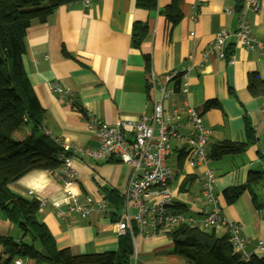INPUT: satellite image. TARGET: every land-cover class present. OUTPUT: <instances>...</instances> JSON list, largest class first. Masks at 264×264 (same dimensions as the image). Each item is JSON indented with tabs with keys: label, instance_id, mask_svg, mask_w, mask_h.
I'll list each match as a JSON object with an SVG mask.
<instances>
[{
	"label": "crops",
	"instance_id": "1",
	"mask_svg": "<svg viewBox=\"0 0 264 264\" xmlns=\"http://www.w3.org/2000/svg\"><path fill=\"white\" fill-rule=\"evenodd\" d=\"M173 2L157 0L154 10L137 7V0H98L89 6L80 2L58 8L44 24H34L26 36L23 61L45 110L43 128L52 139L65 138L81 149H97L98 139L86 128V110L111 124L151 117L158 102L171 113L176 102L187 132L186 101L212 130V141L245 143L248 118L254 142L242 154L210 161V167L216 174V192L224 216L240 225L246 250L264 257L257 250L259 242H264V95L254 97L248 90L251 73H258L264 81V53L250 52L232 42L228 50L234 56L233 63L208 53L215 35L221 30H236L242 19L249 21L258 40H264V0H254L258 11L245 3L241 12L236 11V0H176L182 15L177 24L169 22L164 14ZM135 24L149 26L139 48L132 45ZM173 71L188 72L189 91L164 98L161 86ZM52 85L69 94L51 92ZM208 102H216V106L206 109ZM173 146L168 162L174 208L183 207L197 216L203 203L198 180L201 170L187 168L179 160V145L173 142ZM73 167L77 172L74 193L81 201L88 196L98 202L104 200L108 205L106 215L87 219L72 215L69 220L59 217L52 203L64 202L66 196L62 180L51 171H31L10 185V190L27 199L48 201L38 218L46 224L58 248L69 249L75 257L106 254L114 260L120 238L116 225L124 204L116 209L107 195L114 191L124 200L131 167L117 157L101 161L80 153L75 155ZM252 174H261L260 182L252 183L235 202L228 203L225 191L247 185ZM187 178L190 182L181 191ZM226 233L224 228L217 230L218 236ZM0 237H21L3 210ZM134 249L132 264H186L173 253L166 235L138 238ZM7 259L0 246V264H6ZM22 264L36 263L22 259Z\"/></svg>",
	"mask_w": 264,
	"mask_h": 264
},
{
	"label": "trees",
	"instance_id": "2",
	"mask_svg": "<svg viewBox=\"0 0 264 264\" xmlns=\"http://www.w3.org/2000/svg\"><path fill=\"white\" fill-rule=\"evenodd\" d=\"M82 0H0V210L8 221L15 224L21 237H0V246L8 256L6 264L17 258L31 259L36 264H132L135 254L131 234L119 238L115 259L106 254L73 256L67 248L60 249L45 223L38 218L40 203L27 199L10 190V185L34 170L55 172L62 166L59 159L61 149L50 136L44 134L45 110L42 108L24 68L26 36L34 24H44L60 7L80 3ZM246 0H236V11L241 12ZM137 7L146 10L157 8V0H137ZM169 22L177 24L182 15L176 0L164 10ZM149 33L148 25L135 24L132 29V45L139 48ZM227 56L231 52L227 50ZM147 58V70L150 68ZM180 81L176 82L179 92ZM248 90L254 97L264 95V81L258 73L248 77ZM216 106L208 102L206 109ZM30 128L22 139L14 135L22 127ZM248 141L245 143L229 140L211 141L209 158L216 161L227 155L244 153L254 142L255 136L248 118H245ZM179 160L184 157L181 150ZM261 174H252L247 185L229 188L225 191L228 203L235 202L252 183L260 182ZM190 180L181 185L184 191ZM107 198L120 210L123 198L110 192ZM175 208L184 210L176 205ZM173 244V253L193 264H264V257L257 254L249 260L233 246L228 232L218 236L215 229L190 228L179 225L165 234ZM39 243L41 250H36Z\"/></svg>",
	"mask_w": 264,
	"mask_h": 264
},
{
	"label": "built area",
	"instance_id": "3",
	"mask_svg": "<svg viewBox=\"0 0 264 264\" xmlns=\"http://www.w3.org/2000/svg\"><path fill=\"white\" fill-rule=\"evenodd\" d=\"M96 1L98 0H82L81 3L89 6ZM246 5L252 7L254 11L259 10L254 0H247ZM231 42L250 52L264 53V40H258L254 36L246 19H242L234 31H219L208 53L216 54L219 58L228 59L233 63L234 56L228 57L226 53ZM207 58L206 55L204 60ZM152 79L154 80L153 76ZM177 80L180 81L179 92L176 90ZM50 90L59 95L69 94L68 90L58 85H52ZM161 91L164 98L177 93L187 94L188 72L173 71L167 74ZM183 109L189 124L187 132L184 130L185 125L180 121L181 111L176 102L173 103L171 113L166 112L162 102H158L154 105L151 117L111 124L96 118L86 110V128L96 136L99 146L97 149H81L65 138L54 139L61 149L59 159L62 161L61 168L54 174L62 180L66 198L64 202L54 201L52 205L57 210L58 216L64 220H69L72 215H77L81 219L106 215L108 205L104 200L98 202L88 196L81 201L74 193L77 172L73 163L77 153L101 161L117 157L131 167V176L124 194L123 213L116 225L119 237L127 233L131 234L136 248L138 238L165 235L179 225L216 231L224 228L242 258L249 260L254 253L246 250V239L241 235L240 225L229 222L219 204L215 185L216 174L210 167L209 158L212 130L206 127L203 117L188 102H183ZM43 132L49 136L48 130L44 129ZM173 142L179 145V151H184L182 158L184 165L192 170H201L198 180L201 184L203 203L197 216L174 208L172 170L168 162L174 150ZM39 203L42 209L48 201L41 200ZM257 250L264 253V242H259ZM14 264H22V259L17 258ZM186 264L193 263L186 262Z\"/></svg>",
	"mask_w": 264,
	"mask_h": 264
},
{
	"label": "rangeland",
	"instance_id": "4",
	"mask_svg": "<svg viewBox=\"0 0 264 264\" xmlns=\"http://www.w3.org/2000/svg\"><path fill=\"white\" fill-rule=\"evenodd\" d=\"M29 130H30V128L27 126L22 127V129L14 135V138L15 139H22L23 137H25L28 134ZM35 248H36V250L40 251L41 247H40L39 243L35 244ZM25 260L30 261L31 259L26 258Z\"/></svg>",
	"mask_w": 264,
	"mask_h": 264
},
{
	"label": "water",
	"instance_id": "5",
	"mask_svg": "<svg viewBox=\"0 0 264 264\" xmlns=\"http://www.w3.org/2000/svg\"><path fill=\"white\" fill-rule=\"evenodd\" d=\"M230 82H231V73H230Z\"/></svg>",
	"mask_w": 264,
	"mask_h": 264
}]
</instances>
